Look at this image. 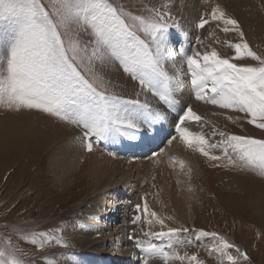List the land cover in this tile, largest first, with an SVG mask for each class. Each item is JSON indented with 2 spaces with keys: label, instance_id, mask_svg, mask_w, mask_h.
I'll use <instances>...</instances> for the list:
<instances>
[{
  "label": "rangeland",
  "instance_id": "1",
  "mask_svg": "<svg viewBox=\"0 0 264 264\" xmlns=\"http://www.w3.org/2000/svg\"><path fill=\"white\" fill-rule=\"evenodd\" d=\"M41 2L46 7L50 4V0H41ZM111 2L125 13L141 15L145 18L151 15L150 9H159L170 13V24L179 25L173 10L176 0H111ZM219 7L224 10L226 18L238 21V28L226 25L222 20H213L208 5L204 17L209 22L203 28L197 25L198 29L201 28L200 30H204L205 33L202 36L201 32L202 37H198L196 43H193L191 52L195 50L196 44L199 46L208 44V37H215L222 31L219 39L222 42L221 47L216 50L222 58L229 59L239 66H258L259 62L251 57L234 59L236 52L232 45L247 43L252 51L264 58V0H223L219 3ZM225 27L229 31L224 32ZM171 29L173 27L169 31ZM241 32L243 36L240 35ZM140 35L143 36V33ZM78 36L82 44H87L93 39L85 30H79ZM9 39L10 29L5 23L0 22V49L6 46ZM178 44L180 45L176 42L174 46L178 47ZM93 63L94 72L101 77L99 83L106 88L108 94L123 99H138L141 103H147L150 109L156 108L157 105L159 108H156L157 117L162 116L165 121L164 128H160L157 133L153 116L151 124H142L144 129L139 132V139L135 141L126 140L125 136H121L119 142L114 140L94 142L93 150L99 149L102 155L110 157L113 155L114 159L129 164L138 163L140 169L144 168L141 166L142 161L155 166L160 162L166 163L170 153L184 143L176 129L187 108H192L187 102L189 99L197 105L194 106L193 112L196 111L201 120H185L180 127L187 128L194 134L203 135L208 141L207 150L211 154L222 155L221 142L226 136L264 139V129L250 123L251 117L247 113L223 109L197 100L196 90L192 85V90L187 91L189 99H177L173 107L169 108L168 104L160 101L158 96L142 89L139 82L130 73L125 72L118 61L103 65L95 61ZM188 77L191 84V75L189 74ZM148 96L153 97L156 105L147 101ZM198 105L206 107L204 113L197 108ZM175 115L178 117L175 126H167L168 123H173ZM159 133L162 138L155 142L153 135L155 137ZM75 137L81 143L84 153L87 152L80 127L40 110L14 111L0 108V249L7 247L10 251L17 250V255L24 264H50V262L76 264L79 255H93V263L98 264L99 261L106 260L115 253L116 246L111 247V243L106 241L110 234H114V239L118 238L114 233V224L127 223L129 227L127 226L126 233L131 251V258L127 259L130 261L129 264H143L146 253L137 246L141 241L145 246L151 242L164 247L166 251L169 250L167 245L170 241L167 237L154 238L144 234L148 231H167L168 227L187 229L172 239L173 249L181 255L185 253L196 255L202 264H229V262L222 258L219 252L213 250L216 241L211 236H200L201 230L223 236L230 244L239 248L240 253H246L248 260L243 259L235 249L229 250L233 256L238 257L237 264H264V197H262L264 172L259 168L245 167L238 160L237 165L233 166L228 164L227 158L214 161L191 148V153L196 158L180 156L179 161H184V167L181 168L180 164L177 167L187 173L189 180L184 185L176 180L170 188L173 194H183L181 199L183 196H188L185 202L186 214H184L164 202L160 195L161 187L157 185L152 188L151 185L149 186L151 192L148 197L143 194L148 180L149 184L151 182L156 184V173L153 174L151 168L148 173L143 171L138 176V181L132 177L128 186L121 189L95 190L89 178L93 173L91 161L82 153V160H78L80 166H76L73 174H69L70 169L66 168L68 161L65 154L69 142L71 143ZM176 139L181 141L174 143ZM213 144L217 147H210ZM229 151L231 154V150ZM158 155L162 156L158 157ZM233 159L237 157L233 155ZM63 164L65 166H62ZM141 175L143 179L139 183ZM220 178L221 181L231 180L234 182L233 186L221 184ZM113 179L115 183L119 181V177ZM152 198L158 208L153 207ZM145 202L149 212H155L163 219L166 227L162 228L155 222V218L144 213ZM117 207L121 212H117L116 215H121L114 220V211ZM137 215L141 216V220L133 223ZM148 219L153 220L152 225L147 224ZM101 223L110 227V230H102L99 226ZM31 233H48L59 238L62 243L52 240L45 243L44 248L41 249L38 244L31 243L28 238ZM9 240L10 245L7 244ZM114 242L117 244V239ZM64 243L68 246L64 247ZM101 248L103 249L100 250ZM124 258L121 256L119 260H112V263L122 264ZM155 260L162 259L152 258L149 262ZM168 264H188V262L173 260Z\"/></svg>",
  "mask_w": 264,
  "mask_h": 264
},
{
  "label": "snow or ice",
  "instance_id": "2",
  "mask_svg": "<svg viewBox=\"0 0 264 264\" xmlns=\"http://www.w3.org/2000/svg\"><path fill=\"white\" fill-rule=\"evenodd\" d=\"M150 13L147 18L125 13L111 0H50L47 7L41 0H0V22L10 29V39L0 49V108L40 110L76 125L82 129L88 152L93 150L94 142L121 136L134 139L142 124L152 123L150 106L138 99L108 94L99 83L101 77L94 72L93 62L103 65L118 61L142 89L158 96L165 104H172L174 77L165 66L172 56L167 33L179 25L169 23L170 13L159 9H150ZM211 18L238 28V21L226 18L218 5L212 9ZM208 22L201 20L199 27L203 28ZM79 30L88 31L93 39L87 44L80 43ZM223 30L229 31L227 27ZM232 46L236 52L234 59L251 57L259 62L258 66H239L222 58L215 49L188 56L187 67L191 85L196 90L195 98L223 109L247 113L250 123L264 129V58L247 43ZM185 120L200 121L201 117L188 107L180 118L176 130L187 147L214 161L227 158L228 164L236 166L238 160L245 167L264 172V139L226 136L221 142L222 155H213L207 150L208 141L203 135L180 127ZM233 155L237 159H233ZM179 164L184 167V161ZM143 211L155 218L162 228L166 227L163 219L149 212L146 202ZM140 220L141 216L137 215L133 223ZM147 224L152 225L153 220L148 219ZM181 231L187 229L168 227L167 231L144 233L154 238L167 237L170 243L166 251L157 244L148 242L145 246L143 241L139 242L137 246L146 253L143 264H149L152 258H160L165 264L173 260L202 264L196 255H181L173 249L171 241ZM200 236H211L216 241L213 250L229 264H237L238 257L229 250L240 253L239 248L217 233L201 230ZM28 238L41 249L52 240L62 243L48 233H31ZM240 256L249 259L246 253ZM0 264H24V261L17 250L5 247L0 249Z\"/></svg>",
  "mask_w": 264,
  "mask_h": 264
},
{
  "label": "bare ground",
  "instance_id": "3",
  "mask_svg": "<svg viewBox=\"0 0 264 264\" xmlns=\"http://www.w3.org/2000/svg\"><path fill=\"white\" fill-rule=\"evenodd\" d=\"M222 1L223 0H176L175 5L173 6L174 13L177 15L176 17L178 18V21H179V27H173V29H171L167 33L168 50L172 52V56L169 57L165 66H166L167 70L169 71V73L174 77V85H173L174 91L172 93V99L174 102L170 105L168 104L169 108L173 107L175 100H177V99H189L187 91H189L190 89L192 90V88H191L192 86L189 82L190 79L188 77L190 72H189V69L187 67V57L195 55L197 52L204 53L206 51H211L212 49L219 50V47H221L222 42L219 39H220V35H222L221 34L222 31L217 36L215 35V37H213V36L208 37V39H207L208 44H204L202 46H199V44L198 45L196 44L195 50L193 52H191V46L193 45V43H196V41L198 40V37H202L203 34L205 33L204 30L203 31L200 30L201 28L198 29L197 25L200 24V20L205 19L204 14H205L206 7L209 5L210 6V12H211L212 9L214 7H216L217 5L219 6V3H221ZM201 32H202V36H200ZM228 37L231 38L230 36H228ZM222 41L225 42L226 40H222ZM229 41H231V40L229 39ZM176 42L180 43V45L178 44L179 48L177 47V45L174 46V44ZM191 100L192 99H189V100H187V102L192 105V110H193L197 105L192 103ZM147 101H149V103L152 105H156L152 96H148ZM143 102H144V99H143ZM157 104H159V103L157 102ZM198 106L199 107H197V108L204 113V110L206 107H202L200 105H198ZM156 108H158L157 105H156ZM156 108H152L151 111L153 112V116H154V119L156 121L155 122V126H156L155 131L158 133L160 128H164L163 125H164L165 121L162 118V116L160 118L157 117L158 112L156 111ZM176 118H178V117L175 115V120L173 121V123H171V124L168 123L167 126H170V127L175 126ZM192 123H194V122H192ZM145 128H147V127H145ZM143 129H144V126L141 125L140 129L135 132V138L129 139L128 137L125 136L126 140L135 141L136 139H139L138 134H139V132L141 133V131ZM147 129L150 130L149 128H147ZM193 129H194V125H193ZM170 130H172V128H170ZM160 138H162L161 133L155 135V137L153 135V139H155V142L160 140ZM119 140H120V137L114 139L115 142H119ZM109 141L112 142L113 139H109ZM177 141L178 140L176 139L174 143H178L181 140H179L178 142ZM174 147H176V146H174ZM66 150L67 151H66L65 157L67 158V161H68V163H67L68 167H66V168H68V170L70 169L69 174H73V170L75 168H77L76 166H80V164H78V160H82L81 159L82 153L84 154L83 156H85L87 160L89 159L91 161V165H92L91 167L92 168L91 167L90 168L92 169L93 173L90 174L91 177H89V178H90L91 183H93V185L95 186L94 187L95 190L102 189L103 191H106L108 189H115V188L121 189L122 187L128 186L127 184L130 183V179L132 177L135 179V181H138V178H139L138 176L143 171H147V173H148V170L151 168V172L153 174L156 173L155 174L156 175V184L155 183L151 184L152 183L151 180H150L151 183L149 184V180L147 179L148 183H147V185H145V186H147V188L145 189V191H143V194L146 197H148V194H150V192H151L149 190L150 187L152 188L155 185H157V187H161V194L160 195L163 198L164 202L167 205H172L175 210H177V211L179 210L180 212L186 214L185 202L187 201L188 196H183V198L181 199V197H182L181 195H183V194L180 193L179 195H176L170 191V188H172V184L174 181L177 180V182H179V184L182 183L184 185V183L189 180L187 173L185 171H182L181 168H179V169L177 168L179 165V157L180 156H185V157L190 156L191 159L196 158L191 153V148L187 147L185 143H182L181 146H178V148H176L173 152L170 153V156L166 160V163L160 162L158 164V166H155V165L150 164L147 161L146 162L142 161L143 163L141 164V166L144 167L142 169H140V164H138V163L129 164V163H126L124 161L114 159L113 155H112V157H110L109 155H107V156H105L104 154L102 155L100 150L99 149L97 150L96 148H95V150L92 151L93 154H91L87 150H86L87 152L84 153V151L82 149V145L78 141V138H76V137H75V139H73L71 141V143L69 142V145L67 146ZM161 156L162 155H160V156L158 155V157H161ZM65 157H62V158H65ZM158 157H157V159H158ZM82 162H79V163H82ZM192 162H194V161L192 160ZM64 164L62 166H65ZM121 166H122V168H121ZM115 177H119V181L117 183H115V181H113L114 180L113 178H115ZM222 177H224V176H222ZM141 179H143V176H142V178H140L139 183H141L140 182ZM220 182H221V184L227 185L230 187H232L233 183H234L231 180L221 181V178H220ZM134 186L137 187V184L134 183ZM106 188H108V189H106ZM94 194H92V195H94ZM99 196H101V195H99ZM262 197H264V194ZM151 200H152L151 203H152L153 207L158 208L157 205L155 206L156 202L153 200V198ZM119 201L121 203V200H119ZM120 203H119V205L122 204V203L121 204ZM114 212H115V214L113 217H114V220H116L118 218V216L121 215V214L116 215V213L121 212V210H119V208L117 207V209H115ZM99 226L102 228V230H104V229L106 231L110 230V227L106 226L103 223L99 224ZM127 226L129 227V225L127 223L119 224V225L114 224V229H115L114 233H115V235H118V238H116L117 244H115V242H114V240H116L113 237L114 234L108 235L106 238V241L111 243V247L116 246L115 251H114L115 248L112 249L115 253L113 254L112 257L110 256L109 258H106V260L99 261L98 264H115V263H112V260H119V257H121V256L125 257L123 259L122 264H129L130 261L127 259L131 258V251H130V247L128 245V242H129L127 239L128 234L126 233L127 232ZM155 227L158 228V226H155ZM102 249L103 248H101L100 250H102ZM111 258H113V259H111ZM92 259H93V255H89V256L79 255L78 260L76 261V264H94ZM149 264H163V260H157V261L155 260V262L150 261Z\"/></svg>",
  "mask_w": 264,
  "mask_h": 264
}]
</instances>
